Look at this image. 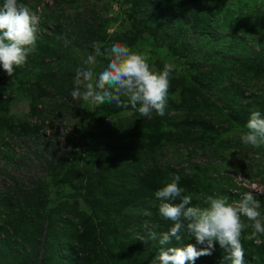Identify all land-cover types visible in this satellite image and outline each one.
<instances>
[{
	"label": "rangeland",
	"instance_id": "1",
	"mask_svg": "<svg viewBox=\"0 0 264 264\" xmlns=\"http://www.w3.org/2000/svg\"><path fill=\"white\" fill-rule=\"evenodd\" d=\"M186 1H189L188 3L193 2V0ZM251 1L244 0L243 6L248 5ZM253 1L264 3V0ZM22 2L28 4L33 11L38 10V14L41 17L37 51L28 56L24 66L16 68L13 77H9L0 67V101H3V99L6 101L2 113L5 111L7 116L20 117L22 120L24 116L31 112L33 105H40L42 110V106L44 107L42 103L43 97L53 95V90H62L61 87H63L60 95L69 94V89L74 87L75 69L83 66V61L87 55L93 52L94 43L100 45L102 50L112 44L127 45L133 51L146 55L153 71H160L165 64H172L174 71L168 93V102L178 103L185 92V86L191 85V79H194V67L198 68L192 62L193 57H195V61L203 62V55H212V52L215 53L216 51L217 56H219L218 63L226 70L233 68V66L221 62L220 59L225 58L226 55L229 58L255 59L254 52L256 53L259 48L254 46V40L251 39L254 38V35L264 38L262 29L249 32L247 30L252 29V27L247 26V29L244 30V25H248V20H246L244 23L242 21L243 26H234L233 28L230 26L229 29L236 28L238 30L236 36L227 32L225 35L247 39V46L250 47V50L243 46L233 47L232 49L228 47L214 48L209 44L215 43L217 40H221V43H223V36L219 34V28L216 29L215 24H212L210 28L215 30V32L208 34V39L200 42L196 46L195 52L193 51L192 54L188 53V56H184L186 53L184 44L195 47L194 42L196 39L199 42V38L196 29L192 26V22L178 19L180 14L184 16L188 12L179 14L178 5L176 6L172 0H22ZM0 3H2V0H0ZM227 3L228 1L224 0L222 5ZM149 4L154 7V11L148 10L150 9L148 8ZM241 4L242 2L239 3L238 1L236 6L240 7ZM220 8L222 10L227 9V7L223 6ZM147 11L154 14L156 20L147 19L145 17ZM230 11L234 14V18H230V22H232L230 24H235V19L242 17L243 13L234 8ZM162 14H164V18H160ZM88 16L91 19H88ZM163 19L164 21H162ZM85 23H103L105 25L100 40L93 42V36L90 33L91 29H83ZM67 37L69 44L66 47L62 39ZM85 38L89 40L88 43H83ZM107 63L108 60L105 57H97L95 65L92 66L93 71L98 73L107 66ZM207 63L203 62L199 68L209 70V64ZM258 63V61L253 64L244 63L241 67L245 68L251 65L257 67ZM235 67H238V65ZM222 75L223 79H221L219 85L235 84L232 79L228 78L229 74L225 73ZM33 85H43V93L39 92L37 86L32 87ZM217 95L211 94L210 96L212 97L210 100H215L213 108L198 109V115H200V121H202V130L208 133L207 138L204 137L207 145H205L203 151L192 149L185 152V146L181 145L174 150L169 149L164 152L163 161L167 163L170 169L173 168L171 171H179L181 179L189 177L192 173L190 170L195 168V165H198L192 174L200 177V179H214L216 181L214 186L216 188L221 187L227 192V195L240 198L245 191L264 190V153L261 155L256 150H250L249 146L246 147L241 143L240 135L243 131L237 125L233 124V127L227 123V117L221 113L220 105L222 103L218 100ZM256 95L255 100L246 108L250 114L253 111H259L264 115V107H261L264 104V97L260 94ZM38 98L41 100L38 101ZM220 99L222 98L220 97ZM79 101H81L79 103V115L87 121V126L92 134H98L103 139L105 136L109 141L114 140L125 129H133L131 133L135 136L140 133L153 135L154 138L160 136V133H166L168 129L165 124V116L160 117L153 114L151 118H145L131 108L122 109L116 107L114 103H106L93 108L90 103ZM192 109H196V107ZM177 115H181V111H171L167 119L174 118ZM68 116V114H64L55 118L53 125L48 121V123L44 124V126L47 124L44 128L46 136L49 137L50 133L53 132L58 133V139L61 142L60 147H64L65 134L73 129L72 124L65 123L69 121ZM27 120L31 122V118ZM31 123H35V120ZM178 125L176 126L177 129L175 128L176 131L185 130L186 125H181V123H178ZM187 128V132L192 129V127ZM123 134L126 133L123 132ZM21 140H23V137L19 138V142ZM91 140L90 137L87 138V141ZM163 140L164 137L161 134V141L163 142ZM24 141L27 146L20 143L17 150L14 151L19 155L26 154L31 161H34L36 158L30 155L31 153L28 150L29 148L32 149V147L35 150L38 141L33 137H26ZM15 142H10L11 147H15ZM184 155H188L187 160L183 159ZM94 161L96 160L94 159L91 162L94 163ZM18 163V160H13L12 164H10L0 158V264H43V262L45 264H135L131 257H129V260L123 257L122 249H120L123 248L121 243H123L124 247L129 246V243H133L132 247L137 246L138 244L135 241H140L136 240L137 234H145L147 229H144L145 224H141L143 225L141 229L144 230L135 229L130 214L122 215L124 223L120 227L124 231L123 234L133 232V236L107 238L104 235L107 231L102 225L99 226L98 230L90 226L91 229L98 233L97 238L99 241L97 242L99 245L92 238L93 231L85 232L83 237L80 235V225L77 223L79 213L89 217L88 214L91 213L89 203H92L95 197H98L103 203H108L107 199L98 194L94 198H91V196L78 198L77 208L73 205V212H70V216L67 213L61 219L62 223L69 222L68 225L63 230H61L63 228V225H61L62 227H59L58 230L50 231L51 222L48 220L50 219L48 217L50 210L56 204L66 200H70L69 202L74 204L71 198L81 197V194L76 193L73 189L64 188L70 187V185H63V189L57 188L64 184L65 177L63 173L61 178L58 175L52 179L56 180V182L52 181L51 183L50 201L44 208L45 213L41 215L43 218L41 222H39L40 218L36 217L40 213L17 214V209L20 210L22 207L20 200H24V194L16 190L17 185L20 184L23 187H27L32 179L38 176L43 177L46 173V170L37 161L33 164L21 165V167H18ZM84 163L85 161L82 159L79 161V165ZM244 165L247 167L245 175L241 170ZM172 174L173 172H170L169 176L168 173V182L171 180ZM238 175L244 178L239 183L232 178ZM70 178V181H73L72 179H76L77 176L76 174H71ZM253 184L257 186L255 189L252 188ZM206 185L211 186V184ZM186 191L191 194L185 193V195H190L192 200L196 201L194 194L198 190L190 189ZM257 199L261 202L260 211L264 215V195L258 194ZM69 202L66 204L67 208L72 206ZM232 202L238 201L233 199L230 203ZM124 203H127V201H124ZM175 203L179 202L176 201ZM197 205L202 206L200 204ZM101 209H104V207ZM142 211L146 212V210ZM141 216L143 217V215ZM126 220H129V222L127 223ZM107 224L108 221L106 222ZM94 226L95 228L97 227L95 221ZM70 227L71 230H69ZM54 234L57 236L55 237ZM250 234V228L245 229L242 234V243L245 249L244 264H264V243L257 244L255 239H249ZM103 235L106 239L105 241L102 240ZM47 237H50V241L46 240ZM186 239L179 246L183 247L188 243L195 244L194 238ZM261 239L264 240V237ZM70 241H75L72 244V251H65L64 254L61 252L60 258L56 259V250L64 247V245H70ZM47 244H50V253L48 254L45 253V245ZM150 245L149 242L147 245L143 243V247L146 249ZM196 247L200 249L203 246L196 245ZM225 255L226 253L217 243L211 256L200 257L195 261V264L224 263Z\"/></svg>",
	"mask_w": 264,
	"mask_h": 264
},
{
	"label": "trees",
	"instance_id": "2",
	"mask_svg": "<svg viewBox=\"0 0 264 264\" xmlns=\"http://www.w3.org/2000/svg\"><path fill=\"white\" fill-rule=\"evenodd\" d=\"M223 1L224 0H193V2L188 3L189 1L186 0H172L176 6L178 5L179 14L181 12L183 14L188 12V14L184 16L180 14L178 19L185 22H192V26L196 29L199 38V42L197 39L194 42L195 47L184 44V49L186 51L184 56H188V53L192 54L193 51L195 52L196 46H198L200 42L207 40L208 34L215 32V30L210 28L212 24H215L216 29L219 28V34L223 36V43H221V40H217L215 43L209 44L214 48L228 47L232 49L233 47L243 46L250 50V47L247 46V39L225 35L227 32L236 36L238 30L236 28L231 30L229 29L230 26H232V28L234 26H243L246 20H248V25H244V30L247 29V26H251L252 29H248L247 31L255 32L261 29L264 31V3L252 0L248 5L246 4L243 6L244 0H227L228 3L222 5ZM238 1L239 3L242 2L240 7L236 6ZM218 5L220 7H227V9L222 10ZM148 8H150L148 9L149 11H154V7L151 4L148 5ZM233 8L243 13V16L237 18V20L235 19V24H230L232 23L230 22V18H234V14L230 11L233 10ZM149 11H147L145 17L147 19L152 18L151 20H156L154 14H151ZM163 16L164 14H162L160 18H164ZM88 19H91L90 16H88ZM162 21H164V19ZM104 26L103 23H85L83 29H91L90 33H92L93 42H95V40H100ZM64 39H68V37ZM64 39L62 40L64 41ZM251 40H254V46L259 48L256 53L254 52V57L256 56L255 59L250 60L241 57L229 58L227 55L225 58L220 59L221 62L230 64L233 68H228L226 70L222 68L218 63L219 56H217L216 51L215 53L212 52V55H203V62H208L209 70L200 69L199 66L203 64V62H197L194 60L195 57H193L192 62L198 67H194V79H191V85L185 86V92L178 103L168 102L169 106L167 107L165 115V124L168 129L166 133H160V136L155 138L153 135H144L140 133L135 136L131 133L133 129H125L123 132L126 134H123V132L119 133L114 140L110 141L107 140L105 136L103 139L100 138L98 134H92L90 128L87 126V121L79 115V103L81 101H73L70 96L73 87L69 89V94L65 96L62 95L63 97L60 95L63 91V87H61L62 90H53V95L45 98L43 97L42 103L44 107L42 106V110L40 105H33L31 112L24 116L23 120L20 117L7 116L5 111L2 113L6 101L4 99L0 101V158L10 164H12L13 160H18V167H21V165L33 164L37 161L38 164L46 170L43 177L38 176L32 179L27 187H23L20 184L17 185V192L24 194V200H20L22 207L20 210L17 209V214L40 213V215L36 217L40 218L39 222H41L43 220L41 215L45 213L44 208L50 201L49 192L52 187L51 183L52 181L56 182V180L52 179L56 178L58 175L61 178V174L63 173L66 182L64 181V184L57 188L63 189V185H70V187L64 188L73 189L76 193L81 194V197L71 198L74 204L70 203V200H66L56 204L54 208L50 210L48 214L50 218L48 220L51 222L50 231L58 230L59 227H62L61 225H63L61 229L63 230L68 225L69 222L62 223L61 219L65 214L68 213L69 215L70 212H73V205L77 208L78 198H82V196H91V198H94L97 194L107 199L108 203H103L98 197H95L92 203H89L91 208V213L88 214L89 217L78 212L79 218H77V223L80 225L79 233L82 237L85 232L89 233L93 231L92 238L94 242L99 245L97 242L99 241L97 238L98 233L91 229V227L98 230L100 225L105 227L107 232L104 235H106L107 238L133 236V232L123 234L124 231L120 227L124 223L122 215L126 213L131 215L135 229L144 230L146 228L144 227V229H141L143 226L141 224H145L147 225V231H155L157 234L167 231L172 227V224L160 217L158 212L160 201L155 198V192L165 186L166 183L171 182L174 176H179L180 172L171 171L173 168L170 169L167 163L163 161L164 152L169 149L174 150L181 145L185 146V152L191 151L192 149L203 151L205 145H207L205 138H207L208 133L202 130V121H200L198 109H208L215 106V100H210L212 99V97H210L211 94L214 96L218 94V100L222 103V105H220L221 113L225 114L227 117V123L232 126L233 124L237 125L242 131L246 130L245 122L248 121L250 116V112L246 107L255 100V97H257L256 94H260L264 97V38L254 35V38ZM88 41L89 40L85 38L83 43H88ZM195 56L197 55L195 54ZM255 61L259 62L257 67H254V65L245 68L241 67L244 63L253 64ZM237 65L238 67H235ZM225 73L229 74L228 78L232 79L235 84L219 85L221 79H223L222 74ZM236 82H238V84H236ZM31 84H33V82H31ZM36 86L39 92L44 90L43 85H33L32 87ZM59 97L61 98L59 99ZM220 97L222 99H220ZM37 100L39 101L41 99L38 98ZM246 103L247 105H245ZM193 107H196V109H192ZM261 107H264V104H262ZM171 111H181V115L167 119ZM64 114L69 115V121L65 123L72 124L73 129L65 134V140L63 142L64 147H60L61 142L58 139V133L53 132L50 133L49 137L46 136L44 128L47 124L45 126L44 124L49 122L53 125L54 119ZM30 118L31 122L35 120V123L32 124L27 120ZM241 122L243 125L240 124ZM178 123L186 125L185 130L181 129V131H176V126H179ZM187 127H192V129L187 132ZM161 134L164 137L163 142L161 141ZM20 137H23V140L19 142ZM26 137H33L38 141L35 150L33 147L28 150V152L31 153L30 155L36 158L34 161H31L26 154L19 155L14 151L17 150L18 144L20 143L27 146L24 141ZM88 137L92 140L87 141ZM14 141H16L14 143L15 147H11L10 142ZM47 146L49 147L48 149ZM249 149L256 150V152L261 155L264 153V146L260 148H252L249 146ZM187 158L188 155H184L183 159L187 160ZM81 159L84 160L85 163L79 165ZM94 159L96 161L92 163L91 161ZM197 166L198 165H195V168ZM195 168L190 171L192 173L195 172ZM241 170L245 175L247 167L244 165ZM170 172H173V174L171 175V180L168 182L169 179H167V175L169 173L170 176ZM74 173L77 178L70 181V175H75ZM192 173L189 177H185L179 181V185L185 189V193H188L186 190L190 189L195 191L198 190L197 193L195 192L196 194L193 193L195 195V198H193L196 201L192 200L193 202H191L190 206H198L197 204L204 206V200L209 195L226 196L228 197L229 203L233 199L239 201L240 198L238 196L227 195V192L221 187L216 188L214 186L216 182L214 179H200V177ZM206 184H211V186H207ZM124 201H127V203H124ZM177 201L179 202V200ZM68 202L72 204V206L67 208L66 204ZM102 207H104V209L100 210ZM142 210L151 212V216L144 215ZM141 215H143V217ZM94 221L97 226L96 228L94 226ZM107 221L108 224L106 225ZM126 221L127 223L129 222V220ZM69 230H71V227ZM54 235L55 237L57 236L56 234ZM104 235L102 237L103 241L106 240ZM71 236H73V234H71ZM49 238L47 237L46 240L50 241ZM186 240V238H183L179 242L173 241L172 245L169 246L182 247L179 245H182V241ZM135 242L138 245L133 247V243H129L127 247H124L123 243H121L123 248L120 249H122L121 252L123 253V257L128 260L129 257H131L135 264H151L152 259L156 256L161 246L157 241H149L151 245L146 249L143 247V242ZM74 243L75 241H70V245H64V247L58 248L55 252V258H60L61 252H63V254L65 251L71 252L73 249L72 244ZM145 245H147V243ZM45 247V253H50V244L45 245ZM43 264H45V262H43ZM218 264L230 263L225 261L224 263Z\"/></svg>",
	"mask_w": 264,
	"mask_h": 264
},
{
	"label": "clouds",
	"instance_id": "3",
	"mask_svg": "<svg viewBox=\"0 0 264 264\" xmlns=\"http://www.w3.org/2000/svg\"><path fill=\"white\" fill-rule=\"evenodd\" d=\"M40 15L22 0H2L0 3V67L9 77L16 68L26 64L29 55L37 51ZM67 46L69 41L64 39ZM97 57H105L107 66L98 73L93 71ZM174 66L165 64L160 71H153L148 57L133 51L127 45L112 44L104 47L94 43L93 52L75 69L74 87L70 92L73 101L82 100L95 108L103 104H115L122 109L131 108L140 116L151 118L153 114L163 117L168 106ZM125 98V99H122ZM240 135L241 143L248 147L264 146V115L253 111ZM237 183L242 176H233ZM180 176L155 192L160 201V217L172 224L167 231L157 234L147 231L137 234L143 243L157 241L161 246L151 264H195L203 256H211L218 243L230 264H244L245 249L243 232L251 229L249 239L264 243V215L257 195L264 190L245 191L238 202L229 203L223 195H209L204 206H190L192 197L185 195L180 187ZM257 186L252 185L255 189ZM179 200V203L174 201ZM146 216L151 212L146 211ZM147 229V225H145ZM183 238L195 240V244L177 247L173 241ZM196 245L203 247L198 249Z\"/></svg>",
	"mask_w": 264,
	"mask_h": 264
}]
</instances>
